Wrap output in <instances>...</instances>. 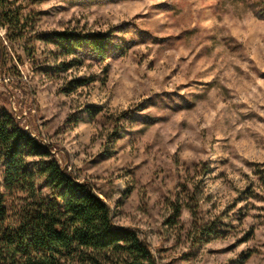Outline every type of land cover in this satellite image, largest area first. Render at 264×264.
<instances>
[{
    "label": "rangeland",
    "instance_id": "374dc122",
    "mask_svg": "<svg viewBox=\"0 0 264 264\" xmlns=\"http://www.w3.org/2000/svg\"><path fill=\"white\" fill-rule=\"evenodd\" d=\"M253 1L0 0V110L157 264H264V19ZM93 35L103 54L60 38ZM24 150L30 168L49 159ZM3 175L0 159L13 221L22 194H6Z\"/></svg>",
    "mask_w": 264,
    "mask_h": 264
},
{
    "label": "trees",
    "instance_id": "16d2710c",
    "mask_svg": "<svg viewBox=\"0 0 264 264\" xmlns=\"http://www.w3.org/2000/svg\"><path fill=\"white\" fill-rule=\"evenodd\" d=\"M253 4L256 16L264 19V0ZM1 15L0 27L5 25ZM60 38L66 48L85 44L98 54L105 51L100 35ZM32 147L49 158V145H39L13 115L0 110L5 193L22 194L23 201L12 221L0 193V264H157L135 231L115 226L108 205L55 158L30 168L24 148Z\"/></svg>",
    "mask_w": 264,
    "mask_h": 264
}]
</instances>
